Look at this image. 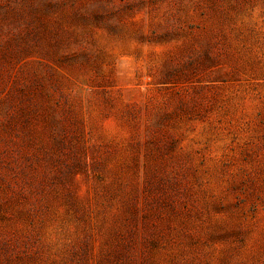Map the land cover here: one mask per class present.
Returning a JSON list of instances; mask_svg holds the SVG:
<instances>
[{
  "label": "rangeland",
  "instance_id": "obj_1",
  "mask_svg": "<svg viewBox=\"0 0 264 264\" xmlns=\"http://www.w3.org/2000/svg\"><path fill=\"white\" fill-rule=\"evenodd\" d=\"M0 264H264V0H0Z\"/></svg>",
  "mask_w": 264,
  "mask_h": 264
}]
</instances>
